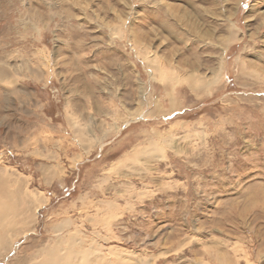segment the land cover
I'll return each instance as SVG.
<instances>
[{
  "label": "rangeland",
  "instance_id": "374dc122",
  "mask_svg": "<svg viewBox=\"0 0 264 264\" xmlns=\"http://www.w3.org/2000/svg\"><path fill=\"white\" fill-rule=\"evenodd\" d=\"M0 169V264H264V0H0Z\"/></svg>",
  "mask_w": 264,
  "mask_h": 264
},
{
  "label": "bare ground",
  "instance_id": "6f19581e",
  "mask_svg": "<svg viewBox=\"0 0 264 264\" xmlns=\"http://www.w3.org/2000/svg\"><path fill=\"white\" fill-rule=\"evenodd\" d=\"M7 175L11 174H6V171L0 169V245L3 246L5 251L10 248V242L3 239V234L9 231L13 232L14 230H27L21 228L26 224H30L28 222L34 219L36 209L40 206L41 202V200L36 201L33 192V194H29V191L26 188L22 189V186H14L13 189L8 188L7 178L9 177ZM64 240L58 238L55 244L44 249L42 260L33 262L32 264H89V257L93 251L92 248L85 247L81 251H78L74 249V246L77 245L74 243L73 238L72 240ZM96 254L100 255L98 251ZM114 254L115 252L111 253L113 256ZM94 264L105 263H97L96 260Z\"/></svg>",
  "mask_w": 264,
  "mask_h": 264
}]
</instances>
